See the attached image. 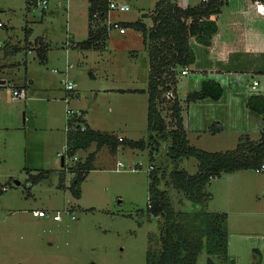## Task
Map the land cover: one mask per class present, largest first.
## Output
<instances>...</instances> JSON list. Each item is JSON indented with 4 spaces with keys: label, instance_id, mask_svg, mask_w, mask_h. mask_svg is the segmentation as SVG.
<instances>
[{
    "label": "rangeland",
    "instance_id": "1",
    "mask_svg": "<svg viewBox=\"0 0 264 264\" xmlns=\"http://www.w3.org/2000/svg\"><path fill=\"white\" fill-rule=\"evenodd\" d=\"M125 1L129 8L114 9V18L142 17L152 22L150 11L157 0ZM88 4V0H48L43 8L36 0H0V18L5 22L0 39L21 46L7 54L4 45L0 47V184L7 185L0 190V264H146L147 250L161 247L160 217L148 211L152 161L171 206L178 210L195 205L166 176L175 166L194 172L198 160L191 155L169 157V138L153 141L154 160L149 146L121 145L114 151L102 144L78 183L79 195L72 186L75 171L62 172L66 126L74 121L66 107L80 109L74 99L85 104L89 120L101 129L134 138L148 135L149 51L141 31L132 26L126 32L113 28L107 47L91 49L79 63L76 51H68L70 39L89 34ZM46 41L47 58L40 59V53H46ZM71 61L76 63L72 68L68 67ZM66 78L77 80L69 100L64 97ZM6 81H13L23 94L14 97V86ZM102 83L124 89L114 88L96 97L89 85ZM184 91L179 87L183 115L187 113ZM162 112L166 114L164 108ZM222 113L217 108L214 111L215 115ZM184 125L189 141L207 149L234 147L238 141L239 130L212 133L210 124L196 135ZM95 144L76 154L84 159ZM64 159L71 163L76 158L67 155ZM228 172L212 177L205 187L211 194L207 208L227 211L229 248L235 256L234 263L217 258V264H264L260 243L264 240V169ZM36 174L37 179L33 178ZM37 207L60 209L62 218L35 214ZM255 245L263 246L262 252ZM207 257L203 248L197 264H207Z\"/></svg>",
    "mask_w": 264,
    "mask_h": 264
},
{
    "label": "trees",
    "instance_id": "2",
    "mask_svg": "<svg viewBox=\"0 0 264 264\" xmlns=\"http://www.w3.org/2000/svg\"><path fill=\"white\" fill-rule=\"evenodd\" d=\"M88 1L89 34L78 40L77 45L85 48L101 47L109 32L104 22L107 0ZM222 3L223 0H203L197 4L182 6L176 0H157L150 11L151 24L142 17L122 20L123 24L141 30L149 51L147 137L118 138L115 133L94 128L84 118L71 114L74 120H84L86 126L81 128L77 122L78 127L67 132L68 155L88 148L93 141L96 142V148L104 143L115 148L117 143L126 142L140 148L149 146L151 160H154L155 154L151 152L156 150V143L161 138H169L167 150L173 160L190 155L197 158L196 171L175 166L167 173L168 181L186 192L188 198L195 203L191 209L178 210L171 206L166 188L160 185L159 178L153 171L155 162L152 161V168L149 169L151 180L148 211L160 217L161 247L147 250L146 264H197L198 254L203 248L208 252L207 264H217V258H229L235 262V257L229 251L227 211L207 208V198L211 194L205 187L212 177L222 172L255 168L264 161V126L258 138H252L249 132H241L234 147L207 149L195 145L188 139L182 114L185 104L177 92L180 68L193 62L196 57L192 41L205 44L211 42L213 33L218 29L215 14L221 9ZM20 48L19 44L6 42L4 53H13ZM170 89L174 92L173 96L166 94ZM222 92L221 82L208 77L202 80L199 88L186 92L185 103L206 96L217 99ZM247 105L264 118V93H251L247 98ZM163 108L166 114L162 112ZM212 125L211 130L215 131L217 124ZM93 159L94 150H91L84 159L78 155L70 164L63 163V169L75 171L72 186L77 195L80 194L78 183L85 176L84 170L92 165ZM40 172L42 173H38ZM38 177L39 174H36L33 178Z\"/></svg>",
    "mask_w": 264,
    "mask_h": 264
},
{
    "label": "crops",
    "instance_id": "3",
    "mask_svg": "<svg viewBox=\"0 0 264 264\" xmlns=\"http://www.w3.org/2000/svg\"><path fill=\"white\" fill-rule=\"evenodd\" d=\"M176 1L180 5L186 6L188 4L200 3L203 0ZM215 15L218 22V29L213 33L211 42L205 44L196 40L192 41L196 57L193 62L187 65L188 71L182 72V67L180 68L178 72L180 75L178 74L177 92L178 95H180L179 87L185 88L186 91L183 92V95H185L188 90L199 88L202 80L208 77L219 80L223 85V92L217 99L206 96L189 101V104H187V113H185L188 115L187 119L185 114L183 117L185 118L188 128L194 130L196 135H200V131L208 130L207 128L210 124H217V129L215 131L210 129L212 133L221 130H239L237 131L238 136L241 132H249L252 138H258L264 126V122L262 121V115L247 105V98L254 92L264 93V13L257 10L253 0H223L221 9ZM148 23L151 24L152 22ZM127 28L126 25V30ZM126 30L119 31L126 32ZM27 33L26 37H29V33ZM109 33L110 31L101 47H81L77 45V41L84 37H74L67 43L69 45L68 51H76V58L79 63L84 59V56L88 57V51L91 49L100 50L106 48ZM43 38L46 40L44 36ZM44 47H46V53L42 52L40 55L37 53L40 59L47 58L46 49L48 48V42ZM1 65L3 64L0 62V70H3ZM68 65V67H74L76 63H72L71 61ZM190 70L192 72H190ZM89 71L93 78L97 76L91 69ZM189 72V75L184 77L181 76V74H188ZM255 80H257L256 83ZM89 86L94 89L96 97H99L101 93L112 92L114 88L124 89L121 86H113L108 83L98 84L96 87L94 85ZM142 90L146 91L144 88ZM74 100L73 104H76V106L82 110V114L88 125L101 129L97 127L93 121L89 120V111L88 109L86 110L87 107H84L85 104L82 105L79 100H75L74 103ZM216 108L217 110H222L223 113L221 115H215L214 111ZM211 111L212 114L209 116L208 114L209 112L211 113ZM214 116H217V120H215ZM113 133H115L118 138L119 136L125 138L129 137L126 133ZM188 138L190 140L189 136ZM121 145L125 147L131 146L126 142H119L113 150L117 151ZM98 148H96V144L91 148V150H94V157ZM235 170L230 171V173H233ZM62 172L65 174V169H62ZM54 219L59 220L57 218ZM51 242L53 241L51 240ZM260 243L264 246V240ZM263 246L255 245L254 247L262 252ZM229 251H231V248H229Z\"/></svg>",
    "mask_w": 264,
    "mask_h": 264
},
{
    "label": "built area",
    "instance_id": "4",
    "mask_svg": "<svg viewBox=\"0 0 264 264\" xmlns=\"http://www.w3.org/2000/svg\"><path fill=\"white\" fill-rule=\"evenodd\" d=\"M59 2L63 3V0H59ZM253 2L255 4L257 10L261 13H264V0H253ZM36 3L41 4L42 7L45 8L47 6L48 0H36ZM129 6H130L129 3L125 0H107V13L105 15L104 22L107 25L108 31L112 30L113 28H116L120 31L126 30V25L123 24L120 19L114 18L112 16V11L114 9H127V8H129ZM4 24H5V22L0 18V28ZM4 44L5 43L0 39V47H2ZM55 69H57V68H55ZM181 71L182 72L188 71V66L186 65V66L182 67ZM256 82H257V80H255V83ZM4 83H8L9 85L14 86L12 89L13 96H20L23 94V91L21 90V88L17 87L13 81H6ZM64 83H65L66 90L69 91L65 94L64 97L66 100H69V97H70L69 93L71 92V90H73L75 88L76 81L72 80L71 78H66L64 80ZM2 84L3 83L0 82V85H2ZM166 94H167V96H173L174 92H173V90L170 89L166 92ZM66 110H67L69 116H71L70 112H72V115L74 114L76 117L80 116V117L84 118V115L82 114V110H80V109L77 111V110H74L73 107L67 106ZM77 122H79V125L81 128H84L86 126V123L84 120H79L78 118H76L74 121L69 122L66 127L68 129L77 128L78 127ZM67 150H68V143L66 140V143L64 146V151L62 153V155H64V158H65V156L68 155ZM72 156H73V158H77L78 155L76 153H74V154H72ZM120 163H122V161ZM151 168H152V163H150L148 166V169H151ZM255 169L258 171L264 169V161H262L259 165H257L255 167ZM6 187H7L6 184H3V185L0 184V190L4 189ZM149 204H150V202H149ZM33 213L39 214V215H47V216L52 215L54 218H57V219L62 218V214H61L60 209H56L53 211V210L48 209V208H34ZM71 216L74 217L75 216L74 213H71Z\"/></svg>",
    "mask_w": 264,
    "mask_h": 264
},
{
    "label": "water",
    "instance_id": "5",
    "mask_svg": "<svg viewBox=\"0 0 264 264\" xmlns=\"http://www.w3.org/2000/svg\"><path fill=\"white\" fill-rule=\"evenodd\" d=\"M147 13V11H144L143 14L145 15ZM64 155H61V162L64 163Z\"/></svg>",
    "mask_w": 264,
    "mask_h": 264
}]
</instances>
